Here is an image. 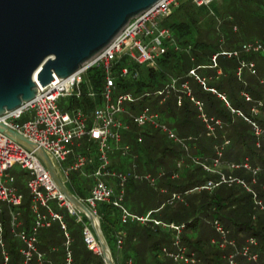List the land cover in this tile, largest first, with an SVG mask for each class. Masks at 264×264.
Segmentation results:
<instances>
[{
    "label": "trees",
    "instance_id": "1",
    "mask_svg": "<svg viewBox=\"0 0 264 264\" xmlns=\"http://www.w3.org/2000/svg\"><path fill=\"white\" fill-rule=\"evenodd\" d=\"M244 2L248 10L242 11L237 19L231 15L219 16L215 3L210 7H198L190 0L180 1L179 7L162 22V26L171 31L173 39L165 43L166 52L158 60V68L153 70L139 66L124 56L117 62L119 66L115 73L117 75L115 96L132 94L137 99L135 103L125 105L129 114H138L146 108L158 112L162 122L173 129L179 138L185 140L188 150L185 146L168 139L160 130L152 126L140 128L133 123L129 114L124 115L129 130L125 131L122 144L130 146L131 151L138 155L142 163L144 161L142 169L144 172L157 178L159 189L165 190V193H161L163 201L164 199L167 201L168 196L173 193L189 197L184 203L185 208H188L185 212L170 211L163 214V210L167 208L164 207L166 201H160L155 208L157 212H153L152 215L166 224L184 225L181 230V243L189 254L196 255L201 264H229L225 259L233 252H240L236 258L237 264H264V211L254 204L253 194L236 183L231 186L221 185L213 190H196L208 180H216L218 177L207 173L200 165L192 163L194 158L201 161L216 158L218 149L229 142L223 149L221 160L224 164H242L248 161L253 167L264 168V138L258 137L252 124L245 120L248 118L257 123L264 131V52L243 53L239 58L220 55L217 58V67H214L212 61L214 55L223 51L239 50L244 43L258 41L264 46V0ZM242 61L254 62L256 73L252 74L248 68H243L239 76ZM124 66L129 67V75L119 77V71ZM191 71H195V74L204 80L205 85L201 84ZM218 71H221V74ZM136 72L139 73L137 79L134 78ZM86 77V84L97 92V99L92 100L88 97L70 99L71 102L67 106L62 103L63 110L83 108L90 114L95 106L102 104L101 93L105 82L103 69H91ZM172 79L177 81V90L172 91L168 97L166 94L157 95L156 93L162 91ZM184 83H188L192 98L203 104V113L209 119H213L212 131L203 122L199 107L182 89ZM244 94L249 95L252 101L247 102ZM219 95L225 96L229 105ZM259 103H262V106H259ZM254 107L258 109L257 115L252 112ZM215 121H220L221 124L217 125ZM139 138H142L141 142ZM170 158L175 159V167H178L177 163L184 162L183 167L177 169L185 168L182 177L178 178L179 180L183 178L185 182L188 180L185 185L171 184L177 177L172 178L174 172H171ZM72 161L73 158L70 157L67 164ZM136 166V170L141 168L140 165ZM111 167L115 166L111 164ZM86 170L91 172L92 169L89 167ZM223 171L227 175L245 180L264 202V172L257 176L256 183H252L253 175L247 170ZM85 179L90 178L82 172H73L69 176L67 187L80 199L88 197L93 185L91 179L92 185L86 189ZM149 186L151 187L150 184ZM21 193L24 195V201L20 220L23 221L24 228L29 230L33 221L30 210L31 198L28 193ZM0 205L3 208L1 218L5 228L4 238L10 255L8 264H22L23 258L19 253L21 244L14 240L10 232L9 209L6 204ZM198 212L201 215H198ZM62 213L71 237L70 249L73 252L74 263L105 264L103 257L91 251L84 241V223H88V219L82 215L84 223H80L77 217L67 210H62ZM97 214L114 261L115 233L120 229L127 233L125 259H133L135 252L139 254V247L143 246V243L145 249L149 251L156 252L166 247L170 251L175 250L174 232L170 230L167 233L159 227L155 229L150 226H135L130 229L122 227L120 212L110 204L99 205ZM215 220H219L230 232L229 239L235 240V247L220 249L218 245L220 237L213 224L211 225ZM151 232L161 233V238L155 240L153 245L150 244L153 238ZM170 236H173V240H169ZM39 238L38 248L46 254L47 262L65 264L66 237L62 227L54 224L51 228L43 230ZM213 240L216 242L213 243ZM250 240H255L256 244H250ZM245 247H249L250 254L258 256L257 261H251L241 254ZM133 260L135 264H142L140 259ZM169 260L174 264L173 260ZM0 264H3L1 250ZM34 264L38 263L35 261Z\"/></svg>",
    "mask_w": 264,
    "mask_h": 264
},
{
    "label": "built area",
    "instance_id": "2",
    "mask_svg": "<svg viewBox=\"0 0 264 264\" xmlns=\"http://www.w3.org/2000/svg\"><path fill=\"white\" fill-rule=\"evenodd\" d=\"M180 0H161L149 10L133 18L124 29L115 37V39L91 61L84 64L75 74L62 79L56 83L49 84L44 88L38 85L41 91L35 98L23 103L21 107L7 111L0 116V125L10 128L19 133L39 148L43 149L56 168L62 182L67 186L69 176L73 172H82L87 178L92 179L93 185L86 199H79L94 213L97 217V210L101 204H110L121 214L122 224L129 221L138 222L142 225L152 224V227L169 229L174 232V251L167 248L162 251L175 263L184 262L186 264H200L194 253H188L186 247L181 243V230L183 226L175 224H165L154 220L151 215L140 217L131 214L125 207V187L129 181V175L111 167L110 155L116 152L122 155L130 154L131 148L122 144V132L129 130L128 123L124 120V115L129 114L125 105L135 103L136 98L132 94H120L115 96L116 92V69L117 62L124 56L139 66H146L153 70L158 68V60L165 54V43L172 41V33L169 29L162 26V22L170 17L178 6ZM198 7H210L219 0H190ZM264 52L262 43L248 42L244 43L239 50L232 52L223 51L213 56L214 67H217V58L225 55L229 58H239L241 54ZM238 75L240 76L243 68H248L252 74L256 73L254 62L242 61ZM101 68L104 71V88L101 93L102 104L93 108L90 114L83 108H76L71 111H65L62 108L64 99H81L88 97L92 100L97 99V92L88 84L89 91L84 93V77L89 70ZM129 67L124 66L120 69L118 76L126 77L129 75ZM221 74V71H218ZM191 74L203 85L204 80L200 79L195 71ZM139 73L136 72L134 78L137 79ZM182 89L191 97L192 101L201 110V118L209 130H213L211 121L202 111L203 104L192 98L188 83L182 84ZM177 90V81L172 79L162 91L157 95L166 94L168 97L172 91ZM215 92L214 90H212ZM222 100L228 102L225 96L219 95ZM246 101L251 102L252 98L244 94ZM179 105L181 101L179 100ZM262 106V103H259ZM254 114H258L257 107L252 109ZM133 123L144 128L152 126L167 135L171 141L181 144L187 148L185 140L179 138L178 134L162 122L161 115L149 108L144 109L138 114H129ZM24 120V122H21ZM245 120L252 124L254 132L258 137L264 138V131L257 123ZM220 125V121H215ZM191 140V138L189 139ZM142 138H139V142ZM229 142H226L227 145ZM223 145L217 151V157L214 159H192L193 164L200 165L204 171L216 175V180H208L205 185L196 190H213L221 185L239 184L246 191L253 194V200L256 207L264 211V202L258 198L256 192L243 179L227 175L223 169L222 159ZM93 146L95 151H93ZM260 147V143H258ZM83 148V151H78ZM77 149V151H76ZM72 155V156H71ZM73 161L67 164L69 158ZM19 165L22 170L29 173L27 189L31 198L30 210L33 216L32 225L29 230L24 228L21 207L24 201V195L16 188L15 178L9 171ZM184 162H179L178 167H183ZM229 170L244 169L252 173V183L257 182V176L264 172V168L253 167L248 161L242 164H227ZM91 167V172L87 168ZM137 168L136 165L133 166ZM173 175L172 178H176ZM135 180L148 181L151 186L157 185V179L151 175H134ZM174 200H182V195L173 193ZM6 204L10 215V232L14 240L21 244L19 253L23 261L22 264H52L47 262L46 254L38 248L39 236L43 230L51 228L54 224H59L65 231V264H75L73 252L70 249L71 237L67 231L62 210H67L71 215L77 217V221L84 223L82 214L77 211L67 200L65 194L60 190L49 170L38 158L34 151H31L13 139L0 132V204ZM3 208L0 205V250L3 257V264H8L10 255L6 248L4 238V222L1 215ZM99 218V217H98ZM213 228L220 237L219 247L226 250L228 247H235V240L229 239L230 232L224 228L219 220L213 222ZM84 241L87 247L94 253L101 255V248L97 238L89 223H84L83 230ZM125 233L119 231L115 233L116 244L119 249L124 245ZM216 241L213 240V243ZM250 244H256L255 240H250ZM240 252H233L227 256L230 264H237L236 258ZM241 254L247 256L251 261H257L258 256L249 252V247H245ZM126 264H132L131 261Z\"/></svg>",
    "mask_w": 264,
    "mask_h": 264
},
{
    "label": "water",
    "instance_id": "3",
    "mask_svg": "<svg viewBox=\"0 0 264 264\" xmlns=\"http://www.w3.org/2000/svg\"><path fill=\"white\" fill-rule=\"evenodd\" d=\"M161 0H0V116L75 74L135 17ZM0 132L34 151L68 202L91 224L105 264H116L100 219L62 182L45 151L19 133Z\"/></svg>",
    "mask_w": 264,
    "mask_h": 264
},
{
    "label": "rangeland",
    "instance_id": "4",
    "mask_svg": "<svg viewBox=\"0 0 264 264\" xmlns=\"http://www.w3.org/2000/svg\"><path fill=\"white\" fill-rule=\"evenodd\" d=\"M180 1H183V0H180ZM180 1H179V4H180ZM179 4H178L177 8L179 7ZM177 8H175V10ZM215 9L217 10V13L219 14V16L231 15L237 19H239L242 11L248 10L247 5L245 4L244 0H219L218 2L215 3ZM86 83H87V77H84V85H83L84 93H87L89 91L88 84H86ZM63 102H64L63 105L67 106L71 101H70V99H64ZM21 122H24V120H22ZM124 133H125V131L122 132V135H124ZM76 151H77V149H76ZM93 151H95L94 146H93ZM137 156L138 155H135L133 150H132L131 153L127 154V155H122L121 153L116 152L115 154L110 155V159H111L112 165L115 166L114 168H116V170L121 171V172L129 175V177H130L129 181L125 187L126 196H125L124 205L126 206V208L129 211L133 212V214L141 215V214H144L143 212L146 209L145 206L153 205L152 201H154V203L156 202V204H154L153 206L158 207L160 201L161 202L163 201V194H161V191H160L158 186L157 187L156 186L150 187L149 182L146 180L145 181L135 180L134 175H136V174L142 175V176L149 175L148 173H146L142 170V169H144V165H143L144 161L142 163V160H140V158ZM169 162H170V168H172L171 172H174V175H177L176 181H172L171 184L172 185H180V184L185 185L186 183H188V180H186V182H185L183 180V178L181 180H179L180 177H182L181 175L184 173L185 168L184 169L182 168L183 170L177 169L178 167H175V162H176L175 159L170 158ZM227 164H229V163H225L224 165H222V169L225 171L229 170ZM134 165H140L141 168L136 170L133 168ZM177 165H178V163H177ZM229 171H231V170H229ZM9 173L11 176H13V178H15V185L14 186L19 189V192L29 194V191L27 189V181L29 180L28 171L22 170L19 165H15L9 171ZM91 185H92L91 179H85L84 180V186L86 189H89L91 187ZM171 197H172V194H170L168 196L169 199L167 201L165 199L163 201V202L166 201L164 203V207L165 208L167 207L166 209L163 210V214L169 213L170 211L180 213V212H185L186 210H188V208L186 209L184 206V203L186 202V198L188 197V195L182 196V200L181 199L174 200L172 203H170L169 201L172 199ZM199 213L200 212H198V215H201ZM88 223H89V221H88ZM126 224H122L123 225L122 227H126V228L128 227V229H130V228L135 227V226H142L138 222H131V221H129ZM128 224H131V225L128 226ZM212 224L213 223H211V225ZM132 225H134V226H132ZM73 229H74V227H73ZM161 230L169 233V229H163V227H162ZM151 235L153 236V238L151 239V242H150L151 245H153L155 240L161 238L160 232H151ZM196 236H198V234H196ZM169 240H173V236H170ZM139 242H140V240H139ZM144 245L145 244L143 243V246L139 247L140 257H139V254L137 252H135V254H134L135 256H133V259H135V260L140 259L142 261V264H173L172 261L169 260L170 258L162 251V249L160 251H156V252L152 251V250L149 251V250L145 249ZM225 260L227 261V263L230 264L227 257ZM174 264H175V262H174ZM200 264H201V262H200Z\"/></svg>",
    "mask_w": 264,
    "mask_h": 264
},
{
    "label": "crops",
    "instance_id": "5",
    "mask_svg": "<svg viewBox=\"0 0 264 264\" xmlns=\"http://www.w3.org/2000/svg\"><path fill=\"white\" fill-rule=\"evenodd\" d=\"M82 149V150H81ZM84 149L83 148H80V150L79 151H83ZM150 175V174H149ZM162 176V174L160 175V177ZM157 179V178H156ZM156 186H158V181H157V185ZM160 191H161V193H165V190H163V189H160ZM155 198V197H154ZM152 204L154 205V204H156V202L154 203V201H152ZM153 205H151V206H145V211L143 212L144 214H141V215H137V216H140V217H146L147 215H151V218L152 219H154V220H157V221H160V222H163V221H161V220H159V219H156L153 215H152V213L153 212H157V211H155V208L156 207H154ZM126 207V206H125ZM127 209V208H126ZM128 210V209H127ZM129 211V210H128ZM131 214H133V212H131V211H129ZM156 214V213H155ZM134 215H136V214H134ZM154 217V218H153ZM164 223V222H163ZM166 224V223H165ZM174 224V223H173ZM142 225V224H141ZM169 225V224H168ZM142 226H150V227H152V224L151 223H149V224H147V225H142ZM152 228H154V227H152ZM155 229V228H154ZM162 229V228H161ZM119 231H123L124 233H125V237H124V245L122 246V248L121 249H119L118 247H117V244H116V240H115V249H116V255H115V263L116 264H126L127 262H129V261H131L132 262V264H135V262H134V260L133 259H125V252H124V246H125V241H126V237H127V233H126V231H124V230H118L117 232H119ZM116 239V238H115Z\"/></svg>",
    "mask_w": 264,
    "mask_h": 264
}]
</instances>
